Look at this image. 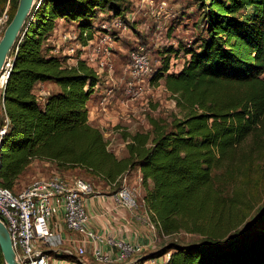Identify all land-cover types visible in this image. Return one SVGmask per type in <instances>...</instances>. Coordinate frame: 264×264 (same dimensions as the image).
<instances>
[{"label":"trees","instance_id":"1","mask_svg":"<svg viewBox=\"0 0 264 264\" xmlns=\"http://www.w3.org/2000/svg\"><path fill=\"white\" fill-rule=\"evenodd\" d=\"M7 1L0 0V13ZM9 2L10 22L19 0ZM131 5L132 0L36 1L0 93V127L8 119L0 185L12 190L35 158L59 170L81 168L111 187L138 168L147 214L160 233L205 238L168 243L156 252L171 253L165 264H264V205L234 237L220 240L216 214L226 196L214 184L215 170L223 169L219 182H232L264 158V0H199L202 29L180 48L189 57L170 72V56L164 54L154 75L165 79L183 115L169 122L150 118L152 130L126 133L128 155L119 158L103 131L89 123L87 103L100 76L82 59L64 66L45 43L57 19L75 21L83 30L100 12L125 18ZM39 82L60 87L44 105L36 94ZM0 264H5L1 249Z\"/></svg>","mask_w":264,"mask_h":264},{"label":"rangeland","instance_id":"2","mask_svg":"<svg viewBox=\"0 0 264 264\" xmlns=\"http://www.w3.org/2000/svg\"><path fill=\"white\" fill-rule=\"evenodd\" d=\"M198 2L199 0H132L130 11L126 12L125 18L121 17L124 20L125 28L116 30L117 36L115 38L112 37L115 41L112 44L113 49L110 56L113 66L112 75L109 79L106 77L108 74L104 73L98 82V85L101 84L105 90L103 93L105 95L93 97L90 106H87L88 118H91L89 123L94 126H96L95 122H99L98 120L101 119V115L104 114L106 116L108 112L110 117V113L113 114L112 112H114V117L116 118L120 112L119 119L115 121L106 119L104 121L107 125L105 129L96 126L103 131V135L108 142V149L117 157L123 158L128 155L126 144L130 140H125L124 136L126 133L152 130L150 118L169 122L174 116L180 117L183 115L175 97L167 89L165 79L156 81L154 80V75L157 69L162 67L165 55L170 56V72L180 70L185 60L189 57V55L185 54V51H180V48L192 43L197 38L200 29H202L200 23H197L200 21L201 16ZM6 9L10 16L9 0L3 6L0 15ZM101 13L104 12H100L93 19L94 22L92 21L91 28L97 26L102 30L101 25L110 22L113 18L107 12L105 14ZM67 32L71 33L72 37L74 36L70 42L65 43L67 46L73 45L78 52L90 53L92 51L94 45H86L84 49L81 48L83 42L79 33L80 29L78 32L74 30ZM138 45L144 46L149 53L152 59L153 72L148 77L149 79L147 78L149 87L144 95L134 101L130 100L128 104H124L123 100L128 99L125 90L128 73L125 70V66L128 63L130 50ZM170 48H173L172 52H170ZM10 58H13L12 55H10ZM122 75L125 78V83L122 82ZM48 84H55L56 86V90L51 92L60 91V87L56 83L48 82ZM99 88L101 86H98ZM2 92L3 89H0V93ZM106 96L108 97L107 99H105ZM39 99L41 105H44L45 99ZM141 100L144 102L142 105L139 102ZM103 101L106 106L102 108L104 106L102 105ZM140 106H142L141 109H139ZM134 108H137V111H134ZM135 112H139L138 115ZM222 172V168L215 170L218 177L214 180L215 186L219 187V190L226 196L223 209L216 214L218 227L221 228V236L218 238L220 240H229L235 236L236 231L246 226L258 208L264 205V158L256 162L252 170L248 171V174L242 175L236 181L219 182L218 180L221 178L219 176ZM52 175H60L64 179L69 180L81 178L90 182L95 190L108 189V187L113 190L118 188L117 186H108L101 177L81 168L59 170L54 163L39 161V159L35 158L17 179L12 191L17 193L33 180ZM128 177L132 184L139 185L140 203L145 193L141 178H137L135 169L128 172ZM204 239V236L199 233L180 231L169 235L162 243L163 246L161 245L160 249L173 241L187 244L199 243ZM163 254L164 252L160 253V256H163ZM65 256L68 255L51 252L49 263L52 260L54 262L56 259L65 260L67 259Z\"/></svg>","mask_w":264,"mask_h":264},{"label":"built area","instance_id":"3","mask_svg":"<svg viewBox=\"0 0 264 264\" xmlns=\"http://www.w3.org/2000/svg\"><path fill=\"white\" fill-rule=\"evenodd\" d=\"M7 11L6 9L0 15V39L9 24L10 16ZM101 27L102 30L96 26L79 32L83 42L82 49L86 45H94L90 53L78 52L71 45L67 47L66 55L74 57L77 62L80 59L84 60L100 77L104 73L111 77L113 66L110 56L112 44L115 43L113 38L117 36L116 30L125 28L124 20L120 16H113L110 22L103 23ZM92 30L96 31V35L89 38ZM73 37L71 33L62 35L64 42L72 40ZM12 59H9L4 68L3 75L6 74V81L12 67ZM125 70L128 73L125 88L128 99L123 100V103L128 104L130 100L142 97L149 87L147 80L153 72V64L144 46L138 45L130 50ZM7 128L8 119H5L4 125L0 127V143ZM116 182L120 184L114 193L115 200L136 213L140 208L138 186L131 183L128 172L119 176ZM116 182L113 185H116ZM94 192L95 189L90 182L81 178L64 179L60 175L35 179L17 193L0 185V220L10 232L19 264H50L51 252L74 255L72 250L64 247L65 239L60 227L52 223L53 218L61 211L66 227L70 231L82 234L83 242L89 241L93 244V257L100 264L126 262L132 254L142 253V245L99 234L90 227L85 200ZM142 219L146 224L155 227L148 214ZM101 243L111 244L116 249L115 259L110 252H103L100 249ZM76 250L80 255L86 253L83 245L77 246ZM170 256L171 253L167 252L163 256L153 257L152 264H165Z\"/></svg>","mask_w":264,"mask_h":264},{"label":"crops","instance_id":"4","mask_svg":"<svg viewBox=\"0 0 264 264\" xmlns=\"http://www.w3.org/2000/svg\"><path fill=\"white\" fill-rule=\"evenodd\" d=\"M69 30L78 32L79 28L77 27V22L68 21L63 18L57 19L56 25L51 31L45 43V46L48 48L50 54L63 57L64 66H75L77 64V59L66 55L68 46L65 43L68 42H64L62 40V35ZM91 33L92 35H96V31L94 30H92ZM70 41L71 40H69V42ZM106 77L110 79L109 76ZM121 78L122 82L125 83V78L123 75L121 76ZM98 86H101L102 89H98ZM55 90V84H48V82H39L37 84L36 94L40 96L39 98L45 99L51 91ZM104 92L105 90L103 89L102 85L97 84L95 87V92L89 99L87 106H90L93 97L98 95H105L103 94ZM107 98L108 97L106 96L105 99ZM142 101L143 100L139 101L141 105L144 104V102ZM102 105H104V101L102 102ZM105 106L106 105L102 106V108ZM141 108L142 106L139 107V109ZM133 110L137 111V108H134ZM112 113L113 114L110 113V117L108 116V112L106 113V116L104 114L101 115V119L98 120L99 122H95V125L101 127L102 129H105L107 127L104 122L106 119H108V121H115L116 119H119L120 112L118 116H116V118L114 117V112ZM136 113L137 112H135V114ZM89 119L91 121L90 117ZM135 170L137 178H141L142 175L140 169L137 168ZM135 186L139 185L135 184ZM109 188L110 187H108V189L95 190L94 194L86 197L85 204L90 217V227L99 234H103L105 236L113 237L119 240H124L133 244H140L143 246L142 253L132 254L126 262L115 261L111 264H152L151 258L160 256V254L156 252L161 248V245L163 246L162 243L166 238L169 237V235L166 236L165 234L160 233L158 227H156L155 224V227H151L143 221V216L147 215V209L144 205L143 197L140 202V208L136 213H134L128 208L118 204L114 197V193L116 192V190ZM52 223L53 225L55 224L60 227L62 235L65 239L64 247L72 250L77 259H70V257L65 256V258L67 259H56L54 260V262L52 260L50 264H100L93 257V244L89 241L83 242L82 240L84 237L82 236V234L70 231L66 227L62 211L53 218ZM80 245H83L86 248L85 254H77L76 248ZM100 249L103 252H110L114 259L117 256V251L111 244L101 243Z\"/></svg>","mask_w":264,"mask_h":264},{"label":"water","instance_id":"5","mask_svg":"<svg viewBox=\"0 0 264 264\" xmlns=\"http://www.w3.org/2000/svg\"><path fill=\"white\" fill-rule=\"evenodd\" d=\"M36 0H19L17 10L6 26L4 33L0 39V89L1 78L3 76L5 65L10 59L12 50L23 36L22 29L24 28L28 17L31 15L33 6ZM5 86V85H4ZM4 90V87H3ZM4 101V98L3 100ZM0 119H1V103H0ZM1 145V143H0ZM0 249L5 261V264H19L16 253L12 246L10 232L7 226L0 220Z\"/></svg>","mask_w":264,"mask_h":264},{"label":"bare ground","instance_id":"6","mask_svg":"<svg viewBox=\"0 0 264 264\" xmlns=\"http://www.w3.org/2000/svg\"><path fill=\"white\" fill-rule=\"evenodd\" d=\"M5 82H6V74L4 73V75L1 78V86H2V88L4 87Z\"/></svg>","mask_w":264,"mask_h":264}]
</instances>
